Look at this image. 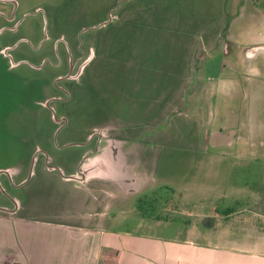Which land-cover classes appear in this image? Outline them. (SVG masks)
Here are the masks:
<instances>
[{
  "label": "rangeland",
  "instance_id": "rangeland-1",
  "mask_svg": "<svg viewBox=\"0 0 264 264\" xmlns=\"http://www.w3.org/2000/svg\"><path fill=\"white\" fill-rule=\"evenodd\" d=\"M19 1L21 13L42 10V16L24 21L22 35L35 44L49 35L41 51L54 44L62 63L56 70L48 64L45 74L67 71L64 45L76 49L80 32L84 50L95 41L96 60L75 90L70 126L85 130L110 123L119 137L139 140L131 145L135 160L126 181L147 183L148 162L160 159V181L116 208L114 229L136 232L144 225L147 230L137 233L163 239L184 238L189 230L195 241L220 244L252 242V232L264 230L254 215L264 210V148L257 156L237 149L241 119L255 109L252 104L264 114V86L255 91V102L235 57L223 52L221 0ZM8 69L0 59V172L49 140L60 146L65 133L56 138L49 114H27L28 80L41 73L27 65ZM79 140L62 151L66 161L83 152L74 147Z\"/></svg>",
  "mask_w": 264,
  "mask_h": 264
},
{
  "label": "flooded vegetation",
  "instance_id": "flooded-vegetation-1",
  "mask_svg": "<svg viewBox=\"0 0 264 264\" xmlns=\"http://www.w3.org/2000/svg\"><path fill=\"white\" fill-rule=\"evenodd\" d=\"M19 9V0H0V59L9 65L8 70L27 65L41 73L38 79L28 80V86L32 89L28 91V102H23L27 114L31 119L49 114L56 122V138L62 132L65 133L61 147L51 145L49 140L45 148L35 147L27 160H21L17 165L0 172V179L3 177L0 180V208L3 211L0 212L20 218L50 219L57 217L62 209L56 205L63 204L60 198L64 195L98 198L97 215L112 209L113 204L115 209L126 206L148 185L160 181L157 174L159 157L148 162L146 170L150 178L147 183L145 178L126 181L123 176L135 160V148L131 145L138 144L139 140L129 142L124 135L119 137L110 123L91 125L85 130L70 126L73 118L69 107L73 103L75 90L83 85L87 72L94 66L95 41H90V48L84 50L81 41L83 33L80 32L76 49H72L70 44H67L68 47L64 45L67 71L49 76L44 70L48 64L55 70L62 66L55 59L57 53L54 44L50 51H41L49 35L43 36L42 41L35 44L20 32L24 21L30 15L42 16V10L37 8L21 13ZM19 34L21 37L14 40ZM55 43L60 44L61 38H57ZM22 45L26 47L25 51L21 50ZM75 138L80 140L74 147L81 148L83 152L76 161H66L62 151L72 145Z\"/></svg>",
  "mask_w": 264,
  "mask_h": 264
},
{
  "label": "crops",
  "instance_id": "crops-1",
  "mask_svg": "<svg viewBox=\"0 0 264 264\" xmlns=\"http://www.w3.org/2000/svg\"><path fill=\"white\" fill-rule=\"evenodd\" d=\"M221 1L225 4L222 50L235 57L241 82L256 102L255 91L264 86V0ZM256 98L260 101L262 97L257 93ZM252 109L257 113L252 110L241 119L237 149L257 156L264 148L260 138L264 135V114H258L254 104ZM154 184L145 190L154 188ZM63 201L57 217L50 219L0 212V264H106L102 260L104 251L119 255L113 264H264L262 228L252 232V242L195 241L189 230L184 238L163 239L137 233L148 227L144 225H139L136 232L114 229V204L97 215L96 197L64 195ZM254 215L264 221V210Z\"/></svg>",
  "mask_w": 264,
  "mask_h": 264
},
{
  "label": "trees",
  "instance_id": "trees-1",
  "mask_svg": "<svg viewBox=\"0 0 264 264\" xmlns=\"http://www.w3.org/2000/svg\"><path fill=\"white\" fill-rule=\"evenodd\" d=\"M118 256L119 255L115 252L104 251L102 255V260L106 262V264H113L116 262L115 260Z\"/></svg>",
  "mask_w": 264,
  "mask_h": 264
},
{
  "label": "water",
  "instance_id": "water-1",
  "mask_svg": "<svg viewBox=\"0 0 264 264\" xmlns=\"http://www.w3.org/2000/svg\"><path fill=\"white\" fill-rule=\"evenodd\" d=\"M0 211H3V209L0 208Z\"/></svg>",
  "mask_w": 264,
  "mask_h": 264
}]
</instances>
